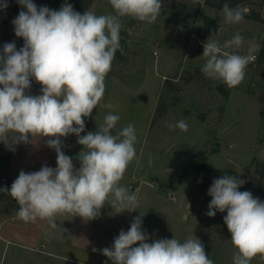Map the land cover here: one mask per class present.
Masks as SVG:
<instances>
[{"label": "rangeland", "instance_id": "obj_1", "mask_svg": "<svg viewBox=\"0 0 264 264\" xmlns=\"http://www.w3.org/2000/svg\"><path fill=\"white\" fill-rule=\"evenodd\" d=\"M67 1L38 0L40 7L59 9ZM171 1L162 0L160 15L152 24L131 17L121 18V47L106 77L101 101L113 107L94 109L92 116L85 118V131L81 133L96 131L109 112L120 117L114 134L129 124L134 126L140 162L133 161L128 166L120 183L136 191L140 201L136 211L115 214L105 205L100 216L90 221L79 216H60L55 229L46 223L42 248L29 241L38 238L45 222L21 220L5 230L0 229V264H112L102 250L112 248L121 230L127 232L140 214L143 215L141 229L149 237L147 242L173 237L183 242L194 235L203 243L214 264H233L236 250L224 224L226 212L217 211L214 217H209L206 213L211 198L196 190L203 178L237 176L246 181L239 191H250L264 201V177L256 173L258 165H252L253 158L264 163V56L260 55L264 48V0L243 7L246 10L243 22L233 25L224 22L222 11L207 7L199 0H177L189 11L198 9L218 22L220 27L212 39L223 43L239 33L244 37L240 54H246L250 45L258 46L253 54L255 62L248 64L245 79L238 87L229 88L220 81L227 98L215 86L219 80L208 78L202 72L206 62L203 46L210 37L198 32L200 19L189 12L186 26H179L168 12ZM91 10L97 15L113 13L109 0H93ZM250 10L259 13L262 20L246 17L251 14ZM22 41L23 38L15 35L12 23L7 30L0 25V52L6 43L13 42L18 50ZM196 68H201L202 76ZM186 71L194 80H180V76H189ZM165 80L176 84L177 91L173 85L164 87ZM28 94L40 95L41 85L32 80ZM157 106L167 111L153 121ZM182 119L188 124L187 132L169 128ZM39 139L14 145V151L4 147L6 155L25 152L29 162L36 163L31 166L26 162L27 157L19 153L23 157L20 172L39 171L44 165L57 166L56 151L47 146L48 138ZM61 139L62 151L69 152L75 167L79 168L76 157L82 146L77 143V136ZM201 157H207V167L216 171L198 172L194 164ZM0 196L1 223L17 215V204L8 192ZM251 264L264 262L257 257Z\"/></svg>", "mask_w": 264, "mask_h": 264}, {"label": "clouds", "instance_id": "obj_2", "mask_svg": "<svg viewBox=\"0 0 264 264\" xmlns=\"http://www.w3.org/2000/svg\"><path fill=\"white\" fill-rule=\"evenodd\" d=\"M17 2L26 9L13 20L15 35L24 44L17 50L14 42L6 43L0 52V143L14 151V145L48 138L57 166L21 171L11 188H0V192H8L17 202L18 219L46 221L53 229L64 215L94 220L105 205L115 214L136 211L140 203L136 191L120 183L128 166L140 162L134 126L114 134L120 117L109 112L96 131L81 133L94 109L113 107L101 101L121 47V18L152 24L160 15L162 0H109L113 13L100 15L91 9L81 14L69 3L51 10L38 8L32 0ZM7 7L6 2L0 3V8ZM222 12L224 22L233 25L243 22L246 10L230 7L226 0ZM243 45L239 33L223 43L208 38L203 46V74L229 88L238 87L258 51V46L250 45L246 54H240ZM32 80L41 85L40 95L28 94ZM169 128L187 132L188 124L182 119ZM73 134L82 146L76 157L79 168L62 151L61 138ZM245 183L225 175L208 190L211 201L206 214L214 217L217 211L226 212L224 224L236 250L233 264H251L257 257L264 262V201L250 191H239ZM142 217H135L127 232L121 230L112 248L102 250L112 264H214L194 235L183 242L175 237L147 242Z\"/></svg>", "mask_w": 264, "mask_h": 264}, {"label": "trees", "instance_id": "obj_3", "mask_svg": "<svg viewBox=\"0 0 264 264\" xmlns=\"http://www.w3.org/2000/svg\"><path fill=\"white\" fill-rule=\"evenodd\" d=\"M257 1L261 0H227L230 7H237L240 8L253 5ZM6 2L8 7L7 8H0V25H2L3 29L7 30L8 27L11 25L12 21L18 16L19 12L21 10L26 11V9H23L22 6L17 2V0H1L0 3ZM33 3L37 5L39 8V2L38 0H32ZM226 2V0H204L203 3L207 7H211L217 10L222 11L223 4ZM67 3L71 4L73 6V9L77 12H80L83 14L86 10L91 9L93 0H68ZM259 6H262V4H259ZM49 8V7H48ZM51 10H59L58 7L49 8ZM168 12L172 16V20L176 22L179 26L185 27L186 26V18L188 16V13L191 12L193 16L198 18L201 21V25L198 28V32L201 33L205 37H211L216 35L217 30L219 29L218 22L211 16L201 14L199 13L198 9L189 11V8L177 1L172 0L168 4ZM250 15H247L246 17H251L257 21H261V15L259 13L252 12L250 10ZM187 14V15H186ZM24 41H22V44L18 47V50L23 47ZM1 51V50H0ZM260 55L264 56V48L261 50ZM195 71L202 76L201 68H196ZM189 76H180V80L182 81H191L194 80V77L189 71L185 72ZM168 85H173V89L177 91V85L172 84L171 80H165L164 87H168ZM215 86L218 89V91L223 95L224 98H227V93L223 87V84L220 81H215ZM166 108H159L157 106L155 110V115L153 121L155 119L162 117L166 113ZM3 143H0V149L3 148ZM207 157H201L195 164L194 167L198 172H203L204 170H207L208 172H215V169L208 168L207 165ZM9 165H10V156L4 154L0 159V188L2 189H10L12 182L9 176ZM252 165H258L259 168L256 169V173L260 175V177H264V163L258 162L256 158H253ZM237 175V172H234ZM183 176H186V173L183 174ZM215 179L212 178H203L200 180V183L197 186V192L199 194L205 195L206 197L211 198L210 195H208V190L211 187L213 181ZM1 194H7V192H0ZM1 200V196H0ZM16 202V201H15ZM17 204V202H16ZM19 210V205L17 204V212Z\"/></svg>", "mask_w": 264, "mask_h": 264}, {"label": "crops", "instance_id": "obj_4", "mask_svg": "<svg viewBox=\"0 0 264 264\" xmlns=\"http://www.w3.org/2000/svg\"><path fill=\"white\" fill-rule=\"evenodd\" d=\"M4 147H8L6 146L5 144L3 145V148L0 149V159L1 157L5 154V149ZM21 155H24V157L26 156L25 152H19ZM19 153H15V152H12L10 153V165H9V176H10V179H11V182L13 183L15 181V179L18 177L20 171H19V164L21 163V159H23V157L19 154ZM65 155L67 156H71L69 152H64ZM56 156V155H54ZM27 157V156H26ZM16 158V159H15ZM28 158V157H27ZM26 158V162L28 164H30L31 166H35V162H29V158L27 159ZM56 167V166H55ZM54 167V168H55ZM21 220L17 218V215L14 217V218H11L10 220H6V221H3L0 223V229L1 231L2 230H5L6 227H8L9 225H15L16 223L20 222ZM45 222V227L43 231H41L40 234H38V238L37 239H34L32 241H29V243H31L32 245L34 246H39L40 248H42L44 246V238H45V233H46V221ZM23 245V244H22ZM34 249V248H33Z\"/></svg>", "mask_w": 264, "mask_h": 264}, {"label": "built area", "instance_id": "obj_5", "mask_svg": "<svg viewBox=\"0 0 264 264\" xmlns=\"http://www.w3.org/2000/svg\"><path fill=\"white\" fill-rule=\"evenodd\" d=\"M199 1L203 2L204 0H199ZM255 59L256 57L254 56V59L251 62H255Z\"/></svg>", "mask_w": 264, "mask_h": 264}, {"label": "water", "instance_id": "obj_6", "mask_svg": "<svg viewBox=\"0 0 264 264\" xmlns=\"http://www.w3.org/2000/svg\"><path fill=\"white\" fill-rule=\"evenodd\" d=\"M12 24H13V21H12ZM14 25V24H13Z\"/></svg>", "mask_w": 264, "mask_h": 264}]
</instances>
